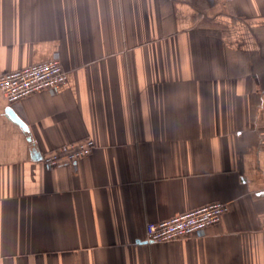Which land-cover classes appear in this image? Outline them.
I'll return each mask as SVG.
<instances>
[{
	"label": "crops",
	"instance_id": "obj_1",
	"mask_svg": "<svg viewBox=\"0 0 264 264\" xmlns=\"http://www.w3.org/2000/svg\"><path fill=\"white\" fill-rule=\"evenodd\" d=\"M53 57L55 94L0 91V264H264V0H0V72ZM213 201L202 236L146 239Z\"/></svg>",
	"mask_w": 264,
	"mask_h": 264
},
{
	"label": "built area",
	"instance_id": "obj_2",
	"mask_svg": "<svg viewBox=\"0 0 264 264\" xmlns=\"http://www.w3.org/2000/svg\"><path fill=\"white\" fill-rule=\"evenodd\" d=\"M68 72L61 61L53 57L7 72H0V91L8 102H15L32 93L48 91L55 94L67 81ZM95 148L91 138L61 144L41 154L49 166L73 163L90 154ZM229 210V203L213 201L177 213L169 218L149 221L145 236L149 241H170L182 236H202L207 226L214 224Z\"/></svg>",
	"mask_w": 264,
	"mask_h": 264
},
{
	"label": "water",
	"instance_id": "obj_3",
	"mask_svg": "<svg viewBox=\"0 0 264 264\" xmlns=\"http://www.w3.org/2000/svg\"><path fill=\"white\" fill-rule=\"evenodd\" d=\"M6 112L9 114L11 119L15 120L21 127L26 128V124L24 123V121L19 116H17V114L12 110L11 107H7ZM33 157L38 159L41 157V155L38 154V152L34 149Z\"/></svg>",
	"mask_w": 264,
	"mask_h": 264
}]
</instances>
